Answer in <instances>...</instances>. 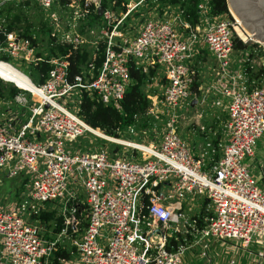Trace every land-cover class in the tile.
<instances>
[{
	"label": "built area",
	"instance_id": "obj_1",
	"mask_svg": "<svg viewBox=\"0 0 264 264\" xmlns=\"http://www.w3.org/2000/svg\"><path fill=\"white\" fill-rule=\"evenodd\" d=\"M30 1L43 17L53 4L63 7L70 19L65 29L50 31L48 44L75 48L88 41L90 60L68 78V52L37 54L28 37L2 32L0 59L6 55L27 67L45 61L48 69L34 83L36 94L21 88L2 101L20 110L0 111V166L6 165L8 176L28 178L15 200L7 206L0 200V264H51L64 238L74 248L70 264H236L214 246L264 247V158L257 175L244 161L264 132V45L240 38L231 12L212 13L209 0L197 1L194 25L181 18L178 5L159 10L154 3L158 13L131 18L142 0L116 15L114 0ZM99 6L97 37L85 40L78 22ZM234 38L243 46H234ZM200 50L208 63L197 58ZM129 64L153 69L142 84L150 122L127 126L130 134L122 138L85 123L78 108L83 97L117 106L133 79ZM24 90L34 95L31 101ZM208 98L213 115L224 114L214 159L213 147L196 155L178 128L190 100L203 104ZM91 133L113 146L92 143ZM81 137L86 142L78 146ZM138 147L142 152H135ZM41 210L61 214L57 232L46 235V224L32 219ZM256 255L260 264L263 250Z\"/></svg>",
	"mask_w": 264,
	"mask_h": 264
},
{
	"label": "trees",
	"instance_id": "obj_2",
	"mask_svg": "<svg viewBox=\"0 0 264 264\" xmlns=\"http://www.w3.org/2000/svg\"><path fill=\"white\" fill-rule=\"evenodd\" d=\"M60 3H64L66 0H59ZM106 0H101V4L105 5ZM115 4L112 5L113 9L123 11L125 9V2L115 0ZM198 0H149V4L152 7L155 4L160 5H178L182 9L181 18L187 21L190 25H194L198 21V12L196 9V3ZM30 0H22L15 4L7 2H0V13L3 14V20L0 26V38H2L3 31H16V33L26 36L30 39L31 43L35 46L36 41H44L43 49H50L53 54L61 53L65 54L68 52L67 59V72L68 78L81 69L85 63L90 60V46L87 42H84L75 48L69 43L52 42L53 36L50 34L51 28L48 22L43 18L42 11L38 8L37 4L33 2L31 8L33 13L28 11V8L23 6L28 5ZM155 3V4H154ZM210 11L212 13H222L227 11L225 0H209ZM160 10V9H159ZM31 14V15H30ZM100 15L97 12H91L88 14L86 19L79 21L77 29L80 32L84 31L85 26L92 24H98L100 22ZM33 33L36 36H33ZM234 46L241 47L243 43L234 38ZM101 42H99V48L94 57V63L97 65L101 59ZM42 50H37V54H40ZM2 60L7 61L6 55L1 56ZM48 69V64L45 61H37L35 63H29L26 71L24 72L33 83H39L42 81L45 73ZM130 76L133 78L132 81L127 85L124 90L122 99L118 105H105L101 102H97L90 97H83L80 100L78 113L81 115L85 123L93 128L102 130L105 134L118 136L121 131H124L127 126L133 125L135 128H143L150 122L149 115L145 114V109L148 106V99L142 90V84L153 73L152 68H148L147 71L141 70V68H134L130 64L128 65ZM252 75V73L250 74ZM5 87V88H4ZM20 88L9 84L8 87L3 86L0 79V97L11 98ZM25 92V91H24ZM27 93V91H26ZM98 141H103L100 137H95ZM78 146H81L78 142ZM19 179V190L22 189L24 183L27 181V176L19 173L17 175ZM32 219L42 222L49 226L53 233L57 232L61 227L62 216L56 213L55 210L39 211L37 214L32 215ZM171 243H174L172 237L169 238ZM73 246H61L57 245L53 251L51 257L52 264H58L57 256L67 257Z\"/></svg>",
	"mask_w": 264,
	"mask_h": 264
},
{
	"label": "rangeland",
	"instance_id": "obj_3",
	"mask_svg": "<svg viewBox=\"0 0 264 264\" xmlns=\"http://www.w3.org/2000/svg\"><path fill=\"white\" fill-rule=\"evenodd\" d=\"M1 1L2 0H0V2ZM135 1L136 0H126L125 4L128 6H131ZM115 2L116 1L114 0V4H115ZM120 2H123V0H120L119 3ZM7 3H9V2H7ZM105 3H108L109 5L112 4V2L110 0H106ZM31 4H33V1L28 2L27 7L26 6H23V7L28 8V11L30 13H33V8H31ZM155 9L156 8H153L150 6L149 0H142L139 5H137L136 7H134V9H132L131 12H133V13L131 14L132 15L131 18H136L139 15L140 16H145V15L147 16L149 14L154 15ZM50 11H52V12H50ZM118 11H120V10H118L117 8H114L113 14L116 15ZM156 12H157V9H156ZM65 14H67L66 17H65ZM0 15L3 17V14L0 13ZM43 15H44V13H43ZM53 17H56L55 20H53ZM43 18H45L47 20L48 25L51 28V31H54L58 27H59V29H65L66 28V20L70 19V14L68 12H65L63 7L58 8V6L56 4H53L48 9V13L46 14V16ZM79 21H81V20H79ZM98 24H92L89 26L88 25L85 26L84 31L81 32L83 37L85 38V40H92L93 41L94 39H96ZM242 32L245 34V32L243 30H242ZM33 36L35 37L36 34L33 33ZM243 39H245L249 42H253L252 39L248 38V36H245V38H243ZM257 42L264 45V42H262V41H260V42L257 41ZM43 43H44L43 40L42 41H36L37 50L43 49V46H44ZM87 43L90 45V43L88 41H87ZM7 61L10 62L12 65H14L16 68H18L19 70H21L22 72L23 71L25 72L27 69L26 64L21 60H17L14 58H8ZM0 62H2V61H0ZM8 68H5V64L3 62L0 63V79L2 81L3 86L8 87L9 84H12V85L16 86L17 88H20V87L25 88L21 83H17L15 81V78L13 77L15 72L11 71L10 69L8 70ZM8 72H9V74H8ZM198 79L200 80L201 78L198 77ZM24 91H25L24 92L25 95L31 101L32 98L34 97V95L32 93H29V91H27V93H26V90H24ZM4 100H7V98H1L0 97V103H2V104H0L1 113L4 112L5 114H11V113H14L15 111L19 112L20 108L18 105L11 104V105H9V107H5V102H2ZM205 104H207V105H205ZM202 105H203L202 107L198 106L196 111L193 108L185 107V109L183 110L185 117H183L182 119H179V122H178V128L181 129L180 133H182V131H186L187 134L193 135L194 140L190 143H192L194 145V149L196 150V153H199L200 151L202 152L203 150H201V148H200V142L201 141L199 140L200 138H198V132L196 131L198 129L194 126L193 127L191 126V122H194V117L196 118V120L199 124L201 123L203 125V129L205 128L204 131H208L212 128V126L214 125V122L218 121V118H223V116H224L222 110H218L219 114H218L217 118H215L213 116H211V117L208 116V114L210 112L207 109V107L210 106V98H208L206 103H203ZM202 110H204L206 112V114L203 117L201 116V114H203ZM198 112L201 113L199 116L196 115ZM190 127H192V128H190ZM129 134H130L129 132L124 130V131L120 132L119 136L122 138H125V137L129 136ZM88 136L90 138H93V140L91 141L92 143L94 141L95 144L107 145L108 147L113 146V143L111 142L113 140H111V139H107V138L103 137L104 138L103 141L98 142V141H96L97 139L92 135V133L88 134ZM186 137H187V135H186ZM134 138H135V140L136 139L138 140L139 136L135 135ZM187 138L189 140V137H187ZM85 142H86L85 137H81V139H79L80 144L83 145V144H85ZM72 144H76V143L73 142ZM251 150H252V155L251 156L246 155L244 157V161L249 164V167H248L249 171L251 173L257 175L259 173L258 163H259V161H261L264 158V132L260 133V135L255 139V142L251 145ZM42 159H43V157H42ZM18 186H19L18 177L17 176H8L6 165L0 166V200L4 199V201H5V204H3L4 206H7L8 202L15 200L16 194L19 191L24 189L23 188L24 186H23L22 189L19 190L17 188ZM1 204H2V201H0V205ZM64 244L66 246L70 245L69 240L64 239ZM214 248H216L217 250H219V248H223V250H224L223 254L225 256H227V255L233 256L236 264H256V261H257L256 251H257V249H262L264 252V247H258L255 244H253L252 242H250L244 248L237 247L236 249H232L231 246L228 244H225V245H217L216 244L214 246ZM193 264H196V261ZM260 264H264V257H263L262 261L260 262Z\"/></svg>",
	"mask_w": 264,
	"mask_h": 264
},
{
	"label": "crops",
	"instance_id": "obj_4",
	"mask_svg": "<svg viewBox=\"0 0 264 264\" xmlns=\"http://www.w3.org/2000/svg\"><path fill=\"white\" fill-rule=\"evenodd\" d=\"M197 58L200 60V61H202V62H209V56L206 54V52H205V50H200V52L197 54ZM5 68H7V67H5ZM198 77L199 78H201L200 77V75H198L197 76V78H196V80H195V82H194V85H193V88H192V93H194L195 94V96L196 97H198V95H199V92L195 89V86L197 85V84H199L200 83V81H201V79L199 80L198 79ZM194 100V103H189V105L187 106V107H190V108H193L195 111H196V109H197V107L199 106V107H202L203 105L201 104V103H199V102H197L195 99H193ZM191 101V100H190ZM205 105H207V104H205ZM207 109L209 110V114H208V116L209 117H211V116H213V117H215L214 115H213V110L212 109H209L208 107H207ZM202 113L203 114H201L200 112H198L196 115L197 116H199L200 114H201V116L203 117L205 114H206V112L204 111V110H202ZM184 117H185V115H184ZM216 118V117H215ZM200 125H202L201 123L199 124L198 122H197V120H196V118L194 117V122H191V126L193 127H196L198 130H196L197 132H198V138H200L199 140L201 141L200 142V148H201V150H205V151H210V148L211 147H213L214 148V151L210 154V157L211 158H216L217 156H218V154H219V150H218V148H217V145H216V143L217 142H219V139L221 138V135L219 134L220 133V128H219V126H218V121H215L214 122V125L212 126V128L210 129V130H208V131H204V129H200ZM203 126V125H202ZM192 127H190V128H192ZM188 131V130H187ZM182 132H184L186 135H187V137H189V141L190 142H192L194 139H193V135L191 134V135H189V134H187V132L186 131H182ZM202 138H201V137ZM220 136V137H219ZM197 138V137H196ZM206 142H209V146H206L205 145V143ZM191 145H192V148H193V150L195 151V153H196V150L194 149V145L192 144V143H190ZM201 152V151H200ZM196 155H198V153H196ZM53 232L51 231V229H50V227L49 226H47V229H46V231H45V234L47 235V234H52ZM65 239V238H64ZM64 239H63V241L62 242H59V245H62V246H66L65 244H64ZM66 241V240H65ZM68 246H72V245H68ZM72 251H70V253L68 254V256L67 257H62V260H58V264H70L71 262H72V259H73V252H74V248L73 249H71ZM220 255L223 257L224 255H223V252L222 253H220ZM215 259H216V257H215ZM52 264V263H51Z\"/></svg>",
	"mask_w": 264,
	"mask_h": 264
},
{
	"label": "water",
	"instance_id": "obj_5",
	"mask_svg": "<svg viewBox=\"0 0 264 264\" xmlns=\"http://www.w3.org/2000/svg\"><path fill=\"white\" fill-rule=\"evenodd\" d=\"M229 2L231 10L246 30L264 42V0H225L226 8L231 11ZM101 9V6L97 7L96 12L100 14ZM190 103H194V100L192 99Z\"/></svg>",
	"mask_w": 264,
	"mask_h": 264
},
{
	"label": "bare ground",
	"instance_id": "obj_6",
	"mask_svg": "<svg viewBox=\"0 0 264 264\" xmlns=\"http://www.w3.org/2000/svg\"><path fill=\"white\" fill-rule=\"evenodd\" d=\"M228 6L231 10V7H230V2L228 3ZM232 11V10H231ZM230 11V12H231ZM231 14L233 15L234 19L237 21V25L235 27V30H236V33L239 37L241 38H245V36H248V38H251L253 40H257V41H262V40H259L257 38H255V36L253 35L252 36V33H249L246 28L243 26L242 22L237 18V16L234 14V12L232 11ZM242 30L245 32V34L242 32ZM247 38V37H246ZM263 42V41H262ZM4 64H5V67H9L8 70L10 69L11 71L15 72L14 73V78H15V81L17 83H21L27 90H31L34 94H36V91H35V85L34 83L29 79V76H27L24 72H22L21 70H19L18 68H16L14 65H12L10 62L8 61H5V60H1ZM0 62V63H2ZM9 74V72H8ZM2 78V77H1ZM8 81V80H7ZM19 87V86H18ZM20 88H23V87H20ZM24 88V89H25ZM95 131L99 132L98 129H95ZM142 152V149H140L138 147V149L135 151L136 153L138 152Z\"/></svg>",
	"mask_w": 264,
	"mask_h": 264
}]
</instances>
